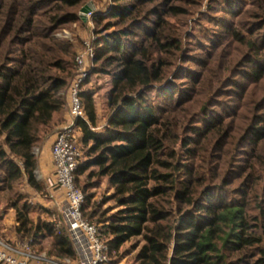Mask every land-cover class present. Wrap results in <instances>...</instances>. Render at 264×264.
Returning <instances> with one entry per match:
<instances>
[{"label":"trees","instance_id":"obj_1","mask_svg":"<svg viewBox=\"0 0 264 264\" xmlns=\"http://www.w3.org/2000/svg\"><path fill=\"white\" fill-rule=\"evenodd\" d=\"M54 1L60 8L76 10L52 16V23L41 24L45 28L39 31L35 29L38 13L32 7L17 21L9 12L5 14V0L0 3V41L12 32V44H0V181L8 190L21 178L37 190L43 188L35 176L34 147L64 121V91L73 75V52L69 43L53 36L56 28L50 26L79 19L77 9L85 0ZM114 1L104 27L116 28L96 41L94 57L96 71L111 77L107 123L96 130L95 100L81 91L86 118H80L77 126L87 149L76 170L77 186V178L91 169L92 174L106 177L114 189L112 198L121 208L106 220L110 249L139 236L144 243L136 255L137 264H242L252 248L258 249L256 263L264 264V110L241 136L247 155L231 170L238 176L234 179L240 180L239 189L233 193L226 189L224 174L218 183L198 182L191 162L178 160L176 149L167 152L163 130L170 110L184 102L181 96L175 98L181 88L168 80V64L161 58L165 51L181 50V34L169 31L167 22L179 8L172 0ZM259 23L264 26V16ZM253 43L248 65L250 73L261 79L264 55L257 52L264 49V37L260 46ZM152 90L162 93L167 107L152 102ZM204 119L205 126L181 137L180 149L186 157L196 155L194 147L222 123L212 116ZM85 197L84 215L93 218L98 212L92 195ZM21 199L11 203L17 234L31 237L32 244L50 238V257L75 259L66 232L53 221L35 222L32 205L20 203ZM87 208L92 210L88 213ZM229 252L237 256L231 260Z\"/></svg>","mask_w":264,"mask_h":264},{"label":"rangeland","instance_id":"obj_2","mask_svg":"<svg viewBox=\"0 0 264 264\" xmlns=\"http://www.w3.org/2000/svg\"><path fill=\"white\" fill-rule=\"evenodd\" d=\"M115 2L85 0L77 9L79 19L50 26L56 28L53 36L61 42L69 43L71 47L73 74L76 72V56L86 49V42L91 40L95 51L96 41L98 44V41L104 40L107 32L115 30L116 27L107 30L104 27L109 22ZM5 3V14L9 12L17 21H22L21 16H27L32 7L38 13L35 16L36 31L45 28L41 25L43 23L51 24L52 16L76 10L66 6L60 8L54 0H37L36 3L29 0H5ZM88 4L92 6L91 10L94 13L82 19L80 12ZM172 4L179 10L168 17L167 22L169 31L181 34V50L165 51L161 58L168 64V80L181 88V95H176L175 98L181 96L184 102L181 106L172 108L168 113V119H165L166 125L163 130L167 132L168 137L166 149L167 152L178 150V160L192 163V167L199 174L198 182L201 180L205 184L218 183L222 181L221 176L224 174L226 189L233 193L241 184L240 180L234 179L238 176L231 170L237 163L244 162V156L247 155L246 143L241 136L257 114L264 110V73L261 75L263 77L258 79L260 76H253L248 65V58L255 50L253 42L260 46L264 37V26L259 25L260 16H264V0H172ZM98 18L102 19V23H97ZM232 30L239 32L242 38L234 37ZM31 33L38 36L36 32ZM11 37L12 32L2 40L5 39L8 44H12ZM5 41H0L1 46ZM257 53L263 56L264 49L258 50ZM97 65L94 63L90 69L82 84V91L91 93L95 100L99 126L96 130H101L107 123L109 113L107 99L111 77L108 73L97 72ZM149 96L153 103L163 105V108L167 107L168 103L161 92L152 90ZM65 110L64 121L52 127L35 145L36 157L42 142L56 134L59 127L69 121L66 107ZM205 116L216 117L222 123L216 126L215 132L201 140L200 144H197L198 147L197 145L194 147L196 155L186 157V151L180 149L181 137L192 136L194 128L201 129L205 126ZM76 135L78 146L85 155L87 147L81 142L82 133L79 129ZM90 170L77 178L78 187L85 196L92 195V204L94 203L98 215L93 218L89 217V214L85 216L96 223L107 241L111 235L106 232V224L109 222L106 220L121 207L112 198L114 189L107 178L92 174ZM35 173L36 179L43 184L41 190L31 187L25 178L19 179L12 190L3 187L0 181V236L8 241L25 243L32 239L22 238L16 232V211L11 206L15 198L22 196L20 203L26 201L32 205L31 217L35 222L40 220L55 222L58 215L57 203L61 204L62 194L56 188H48L49 184L53 185L54 171L44 176L37 167ZM202 186L200 183L198 187ZM166 206L170 210V204L166 203ZM86 210L89 213L92 208ZM50 240L46 238L40 244H34L35 249L50 257ZM143 243L142 237L138 236L125 242L119 249L112 247L105 264H137L136 255ZM257 250L252 248L247 251L248 258L242 264H257ZM228 254L231 260L237 256V253Z\"/></svg>","mask_w":264,"mask_h":264},{"label":"built area","instance_id":"obj_3","mask_svg":"<svg viewBox=\"0 0 264 264\" xmlns=\"http://www.w3.org/2000/svg\"><path fill=\"white\" fill-rule=\"evenodd\" d=\"M87 12L86 17L93 15ZM95 51L91 40L86 49L76 56V72L65 90L64 98L69 121L56 132L51 146L54 164L53 185L61 192L63 200L58 204L59 212L55 219L56 227L63 229L72 242L76 258L55 259L38 252L30 242L14 243L0 236V264H105L109 259L110 246L100 228L90 221L83 212L85 195L76 185V170L82 159L78 146L77 121L86 118L80 93L90 69L94 65ZM53 187V188H52Z\"/></svg>","mask_w":264,"mask_h":264},{"label":"crops","instance_id":"obj_4","mask_svg":"<svg viewBox=\"0 0 264 264\" xmlns=\"http://www.w3.org/2000/svg\"><path fill=\"white\" fill-rule=\"evenodd\" d=\"M66 112V116H67ZM55 134L52 135L50 138L46 139V141L42 142L40 145L38 152H37V160H38V168H40V171H42L44 176L49 175L50 172L54 171V164L53 159L51 156V146L54 141ZM53 177V173L51 175V178ZM40 252V250H38ZM44 253V252H43ZM41 264H48L47 262H43Z\"/></svg>","mask_w":264,"mask_h":264},{"label":"water","instance_id":"obj_5","mask_svg":"<svg viewBox=\"0 0 264 264\" xmlns=\"http://www.w3.org/2000/svg\"><path fill=\"white\" fill-rule=\"evenodd\" d=\"M92 8V6L90 4L84 6L80 12V16L82 19H85L86 18V14L88 11H90Z\"/></svg>","mask_w":264,"mask_h":264}]
</instances>
